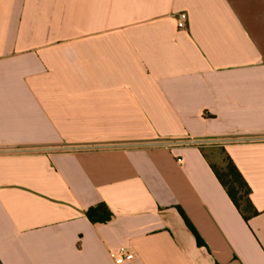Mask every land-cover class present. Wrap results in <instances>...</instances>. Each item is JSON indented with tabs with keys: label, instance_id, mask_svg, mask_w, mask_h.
I'll return each mask as SVG.
<instances>
[{
	"label": "crops",
	"instance_id": "0c3cea01",
	"mask_svg": "<svg viewBox=\"0 0 264 264\" xmlns=\"http://www.w3.org/2000/svg\"><path fill=\"white\" fill-rule=\"evenodd\" d=\"M211 142L251 188L248 221ZM121 248L264 264V0H0V264Z\"/></svg>",
	"mask_w": 264,
	"mask_h": 264
},
{
	"label": "trees",
	"instance_id": "16d2710c",
	"mask_svg": "<svg viewBox=\"0 0 264 264\" xmlns=\"http://www.w3.org/2000/svg\"><path fill=\"white\" fill-rule=\"evenodd\" d=\"M223 153L225 154L228 162L226 172L221 173V171L212 164H210L211 168L242 217L248 221L250 218L258 214L250 199L251 188L245 181L233 160L224 151ZM87 215L89 219L95 223L108 222L112 217V214L105 205H98L91 208Z\"/></svg>",
	"mask_w": 264,
	"mask_h": 264
},
{
	"label": "rangeland",
	"instance_id": "374dc122",
	"mask_svg": "<svg viewBox=\"0 0 264 264\" xmlns=\"http://www.w3.org/2000/svg\"><path fill=\"white\" fill-rule=\"evenodd\" d=\"M169 142H173V141H169ZM204 151L210 164H212L214 167L220 170L221 173L226 172V166L228 162L226 160L225 154L223 153V150L219 147L218 143L211 142L206 144Z\"/></svg>",
	"mask_w": 264,
	"mask_h": 264
},
{
	"label": "built area",
	"instance_id": "2783aa9c",
	"mask_svg": "<svg viewBox=\"0 0 264 264\" xmlns=\"http://www.w3.org/2000/svg\"><path fill=\"white\" fill-rule=\"evenodd\" d=\"M189 18L188 15L186 13H181L178 17H177V27L178 29H185L187 28V24H188ZM134 258V255L132 253H130L129 251H127L124 248H121L116 256V263L117 264H122L125 261H130Z\"/></svg>",
	"mask_w": 264,
	"mask_h": 264
}]
</instances>
